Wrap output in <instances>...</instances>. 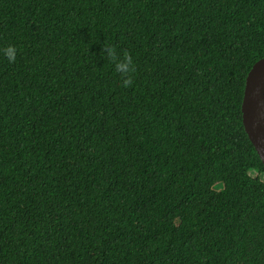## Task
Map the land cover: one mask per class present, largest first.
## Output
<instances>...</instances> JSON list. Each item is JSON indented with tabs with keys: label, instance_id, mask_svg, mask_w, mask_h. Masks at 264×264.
Instances as JSON below:
<instances>
[{
	"label": "trees",
	"instance_id": "obj_1",
	"mask_svg": "<svg viewBox=\"0 0 264 264\" xmlns=\"http://www.w3.org/2000/svg\"><path fill=\"white\" fill-rule=\"evenodd\" d=\"M263 55L264 0H0V264H264Z\"/></svg>",
	"mask_w": 264,
	"mask_h": 264
},
{
	"label": "water",
	"instance_id": "obj_2",
	"mask_svg": "<svg viewBox=\"0 0 264 264\" xmlns=\"http://www.w3.org/2000/svg\"><path fill=\"white\" fill-rule=\"evenodd\" d=\"M240 111L244 131L264 166V55L247 72Z\"/></svg>",
	"mask_w": 264,
	"mask_h": 264
},
{
	"label": "clouds",
	"instance_id": "obj_3",
	"mask_svg": "<svg viewBox=\"0 0 264 264\" xmlns=\"http://www.w3.org/2000/svg\"><path fill=\"white\" fill-rule=\"evenodd\" d=\"M3 51L9 62L15 60L16 49L14 46L9 45ZM106 54L110 60L114 61V68L122 78V85L125 87L129 86L132 83V73L134 72V61L132 56L125 52L122 57H119L115 48L112 47L107 48Z\"/></svg>",
	"mask_w": 264,
	"mask_h": 264
},
{
	"label": "rangeland",
	"instance_id": "obj_4",
	"mask_svg": "<svg viewBox=\"0 0 264 264\" xmlns=\"http://www.w3.org/2000/svg\"><path fill=\"white\" fill-rule=\"evenodd\" d=\"M262 178L264 179V175L262 176Z\"/></svg>",
	"mask_w": 264,
	"mask_h": 264
}]
</instances>
